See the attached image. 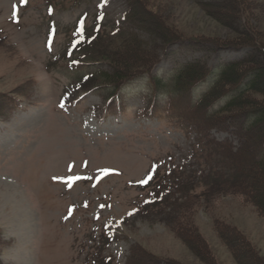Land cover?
I'll use <instances>...</instances> for the list:
<instances>
[{"label": "rangeland", "instance_id": "rangeland-1", "mask_svg": "<svg viewBox=\"0 0 264 264\" xmlns=\"http://www.w3.org/2000/svg\"><path fill=\"white\" fill-rule=\"evenodd\" d=\"M199 1L147 0L145 8L176 37L228 42L250 27L264 32V0H252L227 23ZM227 7L219 12L230 13ZM127 11V0H0V264H105L97 261L101 257L126 264L133 244L160 257V264H207L172 227L169 208L165 214L141 209L153 202L147 200L153 189L142 186L155 178L165 185L179 181V189L171 186L172 201L189 202L186 193L201 198L186 210L187 225L207 241L215 264L242 263L216 221L236 228L254 248L243 263H261L264 216L243 196H202V179L220 161L208 157L171 88L186 64L205 62L217 72L250 47L165 48L161 38L127 21ZM86 31L92 32L85 38L91 47L106 50L135 34L144 54L156 50L161 61L119 88H85L83 76L109 70L79 53ZM96 31L105 39L94 40ZM152 74L162 80L161 95ZM213 75L196 93L209 89ZM211 133L237 144L228 132ZM104 231L111 232L105 237ZM109 238L114 241L105 245Z\"/></svg>", "mask_w": 264, "mask_h": 264}, {"label": "trees", "instance_id": "trees-1", "mask_svg": "<svg viewBox=\"0 0 264 264\" xmlns=\"http://www.w3.org/2000/svg\"><path fill=\"white\" fill-rule=\"evenodd\" d=\"M127 1L126 20L144 29L153 37L161 38L165 48L173 46V44L183 45L185 43H190V47L201 51L211 47L210 49L214 52L223 49L239 50L242 47H250L246 55L224 63L217 72L205 62L198 61L186 64L174 78L171 88L173 87V91L178 94V99L183 107L180 108L184 110V113H181L182 116L198 133L197 136L203 142L205 149H208V157L220 161L202 179L207 187L202 192V196L207 198L216 193L243 196L245 201L251 202L259 214L264 216V32L256 30L255 27L248 28L249 33L239 29L241 31L239 35L228 42L214 41L199 36L176 37L172 28L169 26L163 28L162 23L154 20L152 14L145 8L147 0ZM251 2L253 1H199L201 5L210 9L212 15L226 23L231 21L229 18L232 17V13L246 11ZM227 6L233 7H229L230 13L228 11L227 14H225L226 12H219V9H228ZM224 18L227 21L223 20ZM165 28L169 29L168 32ZM162 31H165L166 34ZM100 32L94 33V40L100 41L104 37ZM91 33L88 31L83 33L84 36L78 41L79 44L77 43L81 48L78 51L83 54V59L105 62L109 65V70L98 72L96 73L97 76L93 75L89 78L83 76L81 83L85 88L97 86L119 88L143 73H151L152 69L157 67L161 61V54L156 50H153L149 56L144 54V51L141 50V39L135 34L124 40L122 44L118 43L116 47L111 45L110 49L106 50L105 48L94 49L91 47L92 44L89 45L85 38ZM212 74L214 75L209 89L201 94L196 93V88L207 81ZM154 81L156 83L154 91L157 95L163 94L162 80L155 79ZM18 92L24 94L23 89ZM2 101L3 98L0 97V103ZM158 104L160 102L156 100L155 107H153L155 112H159ZM173 104L174 102L169 101V107L174 106ZM2 110L0 105V112ZM213 129L232 134L235 136L237 144L229 139L226 141L217 140L212 136L211 131ZM178 184L179 181H174L165 185L156 178L145 180L142 187L153 189L152 197L147 199H152L153 202L147 201L149 203L143 205L141 209H150L153 212L156 211V214L157 212L165 214V209L169 208L170 214L174 215V219L171 218L174 220L172 227L174 226L181 239L202 261L207 264H215L216 259L208 249L207 241L201 237L197 229H192L187 225L190 226L192 220L186 216V210L194 208L195 200L201 198L196 197L198 195L194 193H186L182 197H187V199L190 197L189 202L177 203L181 197L172 201L174 192L171 190V186H175L177 190L180 187ZM159 189H161V193ZM157 199L159 200L157 201ZM216 227L219 235L231 247L235 257L240 263L242 262L241 264H247L243 263L245 259L254 257L252 256L254 254L252 249L254 250V248L236 228L225 227L218 224L217 221ZM183 230H185L184 233H182ZM108 232L104 231L105 237L109 235ZM188 232H190L189 235L191 233L192 235H186ZM112 240L114 239H106L105 245ZM97 261L113 264L112 259L106 260L102 257ZM168 263L180 264L173 259H168ZM126 264H160V257L151 255L145 249L133 244L130 247V255ZM248 264H264V261L259 263L253 260Z\"/></svg>", "mask_w": 264, "mask_h": 264}, {"label": "snow or ice", "instance_id": "snow-or-ice-1", "mask_svg": "<svg viewBox=\"0 0 264 264\" xmlns=\"http://www.w3.org/2000/svg\"><path fill=\"white\" fill-rule=\"evenodd\" d=\"M105 2H107V0H105Z\"/></svg>", "mask_w": 264, "mask_h": 264}]
</instances>
